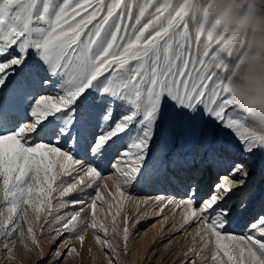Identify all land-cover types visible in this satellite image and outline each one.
<instances>
[{
    "label": "snow or ice",
    "instance_id": "snow-or-ice-1",
    "mask_svg": "<svg viewBox=\"0 0 264 264\" xmlns=\"http://www.w3.org/2000/svg\"><path fill=\"white\" fill-rule=\"evenodd\" d=\"M168 5L0 0V264L17 241L29 264H122L143 221L162 237L177 211L194 225L181 264H264V130L234 104L224 50L197 36L192 55Z\"/></svg>",
    "mask_w": 264,
    "mask_h": 264
},
{
    "label": "rangeland",
    "instance_id": "rangeland-1",
    "mask_svg": "<svg viewBox=\"0 0 264 264\" xmlns=\"http://www.w3.org/2000/svg\"><path fill=\"white\" fill-rule=\"evenodd\" d=\"M141 3L143 0H136L134 17L138 14ZM149 11H154V7ZM166 14L179 16L181 19L180 31L186 29L190 35L192 55H196L197 36L202 40L210 37L214 48L224 50L226 61L224 78L233 102L247 116L250 126L264 130V0H169ZM146 19L147 17L145 22ZM252 166L255 169L252 187L260 189L264 187V161L257 157L252 161ZM153 186L138 187L132 195L155 197L173 192L168 188L162 189L160 185ZM79 207L80 205H77V208ZM68 211L72 209L69 208ZM168 215L169 222L162 237L158 235L160 227L158 224L156 228L145 232V228L160 217H152L138 226L129 241V254L125 257L121 252L122 264H181L184 259L183 253L192 246L194 225L185 226L187 230L181 229L182 218L179 211L175 216L171 213ZM173 224L176 230L169 231ZM242 227L237 225L236 231L240 232ZM168 240L172 241L169 248L167 250L160 248V245L167 243ZM42 243L47 246L48 241L45 239ZM89 246L93 247V253L98 254L91 231L87 235L85 249ZM153 249L158 250L160 260L153 257ZM15 255L16 264H29V259L33 262L38 259L36 253L27 252L18 241ZM3 256L4 252L0 251V261L3 260ZM76 264H80V261H76ZM83 264L98 262L93 261L85 251Z\"/></svg>",
    "mask_w": 264,
    "mask_h": 264
},
{
    "label": "bare ground",
    "instance_id": "bare-ground-1",
    "mask_svg": "<svg viewBox=\"0 0 264 264\" xmlns=\"http://www.w3.org/2000/svg\"><path fill=\"white\" fill-rule=\"evenodd\" d=\"M156 186H159V185H154L153 187H156ZM160 186H161L162 189L168 188L170 190H173V188L171 186H169V185L161 184ZM152 189H154V188H152Z\"/></svg>",
    "mask_w": 264,
    "mask_h": 264
}]
</instances>
